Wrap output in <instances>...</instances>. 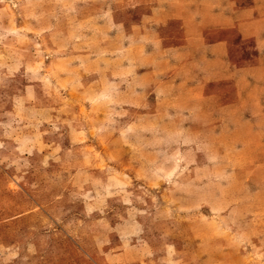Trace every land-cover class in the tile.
I'll use <instances>...</instances> for the list:
<instances>
[{
    "label": "rangeland",
    "instance_id": "1",
    "mask_svg": "<svg viewBox=\"0 0 264 264\" xmlns=\"http://www.w3.org/2000/svg\"><path fill=\"white\" fill-rule=\"evenodd\" d=\"M0 264H264V0H0Z\"/></svg>",
    "mask_w": 264,
    "mask_h": 264
}]
</instances>
